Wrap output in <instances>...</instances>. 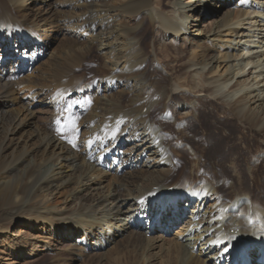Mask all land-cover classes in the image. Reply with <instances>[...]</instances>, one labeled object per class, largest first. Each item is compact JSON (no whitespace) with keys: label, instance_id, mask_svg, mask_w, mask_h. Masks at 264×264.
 Returning a JSON list of instances; mask_svg holds the SVG:
<instances>
[{"label":"bare ground","instance_id":"bare-ground-1","mask_svg":"<svg viewBox=\"0 0 264 264\" xmlns=\"http://www.w3.org/2000/svg\"><path fill=\"white\" fill-rule=\"evenodd\" d=\"M220 1L53 0L44 9L47 0H0L1 231L22 221L50 227L56 239L65 234L74 244L55 254L62 263L103 264L115 245L108 263L123 264L120 255L135 250L148 264H264V59L254 61L264 56V19H254L259 33L247 30L241 44L229 11L236 0ZM237 1L238 18L262 16L264 0ZM171 5L178 19L166 14ZM194 6L200 25L189 27ZM220 15L206 32V17ZM194 27L206 40L224 30L236 37L215 47L231 53L228 74L208 86L186 81L184 70L210 71L218 55L200 45L185 68L181 49L194 40L162 41ZM62 34L66 52L45 53ZM238 50L248 55L231 61ZM95 51L99 64L88 75L82 67ZM253 62L263 80L246 85L240 79ZM231 82L230 94L192 102ZM37 102L49 108L43 125ZM173 229L180 235L169 242ZM20 246L25 258L38 255L37 246Z\"/></svg>","mask_w":264,"mask_h":264},{"label":"rangeland","instance_id":"rangeland-1","mask_svg":"<svg viewBox=\"0 0 264 264\" xmlns=\"http://www.w3.org/2000/svg\"><path fill=\"white\" fill-rule=\"evenodd\" d=\"M50 1L52 3L53 0H47L46 4L43 6L44 9H46V6L50 3ZM170 1H172V0H170ZM251 1L252 0H250V2ZM260 1H261V3L263 2V0H254V1H252V3L257 4ZM220 2L221 3H219V5H222L223 0H221ZM39 6H42V5H39ZM261 6L263 7L262 16L258 15V14H253V13L251 14V12H250L249 18L245 17L244 19H241V18H238V16L240 15V10L242 9V6H240V4L238 3L237 0L235 2H232V6H230L231 9L229 10L230 12L233 13L232 19L234 22H232V25H233L232 28L233 29L238 28L239 30L243 29L242 32L243 31H244V33L246 32L243 35H242V32L240 34L241 36H240L239 40L242 39L241 44H243L244 41H246L245 39H243L241 37L242 36L245 37V35L247 36V32L249 30L257 31L259 33V28L257 26L258 24L256 22H254V19L255 18L264 19V4H261ZM191 10H193V12L188 13V15L190 16V19H188V23L186 22L187 23L186 25H188L189 27H193V26L198 24V26H199L200 23L198 21H195L196 20L195 17L198 15H201L202 8H199V6L198 7L194 6L193 8H191ZM224 12H226V11H224ZM166 14H169V16L173 17V18L174 17L177 19L179 18L177 7L174 5H171V7L167 9ZM223 15L216 16V17L207 16L206 17V20H207L206 26L208 28H207L206 32L209 31L210 29H212L211 26H212L213 22L216 20L217 21L220 20L223 17ZM251 22H252V24H250ZM239 23H240V25H238ZM250 26H255V27L251 28ZM157 28L158 27H156V29ZM199 28H201V27H199ZM196 29L197 28L194 27V29H192V32L184 33V35L178 37L177 39L174 37H168V38H164L162 41L167 43V44L173 43L177 46H180V45L184 44L185 42H187V39L194 40V41H192V45H190V44H188L187 46L184 45L181 49V50H183V51L185 50L186 52L189 53V57L185 61V68L187 66H190L192 61L195 60V56H194V55H196L195 53H201L202 48H198V46H200V45L202 47H204L207 52L212 51L216 55H218L219 64H218V66H216L214 69H211L210 71L208 68H206L203 71H200L199 73L195 74L193 72L195 68H193V69L187 68L184 70L186 72V75L183 76V79H185L186 81L195 82L196 85L198 84V85H205V86L207 85L208 86L211 84L210 82H214L215 80L224 78L228 74V66L229 65H227V61H225L224 58H225V56H227L228 54H231V53L228 52L227 46L223 47V49H220V47H218L217 50H215V47L217 45L220 46V45H225V44L234 45L236 37H235V35H232V33H230V31L224 30L222 33L219 34L218 37H213L212 34H209L208 39L206 40V39H202V38L198 37L200 35H198V33L195 32ZM213 29H215V27ZM255 29H257V30H255ZM64 35L63 34H62V36L61 35H57V36L52 35V37L50 38V44L48 43L44 52L47 53L48 51H50V55H52L53 52H55L56 54L58 53L57 55H60L64 52H66L68 47L64 48V44L67 45L65 40L63 39ZM152 38H153V34H150L149 40H150L151 44H152ZM212 40H213V43H211ZM81 43H83V44H81L82 48L87 49L86 41H83ZM241 44H240V46H241ZM50 46H51V49H50ZM149 51H150V53L154 54V52H153L154 50L152 47L149 49ZM172 51H173V49H171V50L169 49V52H172ZM257 51L258 52L260 51L259 53H261V54L264 52V50H262V49H259ZM245 52L246 51L242 52V50H238L237 52H235V55L237 54L238 56L239 55L240 56L237 58H232L231 61L235 60V59L239 60L244 54L248 55L247 52L246 53ZM259 53H258V55H259ZM256 55H257V53H254V57H256ZM97 56H98V52L95 51L93 57H90L88 63L84 67H82V69L85 68L83 70L88 75H91L95 71L96 65L99 64V62H97V59H96ZM262 57L261 56L256 57V59L254 61L258 60V58L260 60L264 59V56H262ZM255 65H256V63H254V62L251 63L246 68L244 75H243L244 77L240 79L243 82L245 81L246 85H253L255 83H261L263 80V76H258L260 70L254 69ZM200 68L201 67H198L196 69H198V71H199ZM233 84H234V82H231L229 84L228 88L225 89L223 93H217V94H213V95H206L204 93L198 94L197 96H195V98L192 99V102L195 105H197L198 101L196 100V98H198V97H200L202 99L206 98V99L212 101L216 97L226 96V95L231 93V91H229V89L231 88V86ZM175 93H177V94L186 93L188 95H193L192 93H190L189 89H187V88L176 89ZM169 99L167 100L168 102L172 101V98H169ZM47 106L48 105H45V104L42 105L39 102H37L35 104V107H34V109L36 110V118H35L36 122L41 123L42 125L47 120V118H49V113H48L49 108ZM209 109H212V106L209 107ZM209 109L206 108L205 110L207 112H209ZM64 118H66V115L64 116ZM208 120H210V118ZM240 129L241 130H239V131H241V133L242 132L247 133V130L242 129V127ZM229 133H231V132H229ZM194 138H196V137H194ZM260 142H261V146L264 148V139H260ZM242 146L245 147L246 144L243 143ZM228 166H230V164H228ZM182 173L183 172L178 171L176 177L181 176ZM112 176H114V175H112ZM112 176H109L107 178V180L104 181V183L106 185L114 182V179ZM167 214L169 215V212L166 213V215ZM86 218H88V214H86ZM164 219H165V217L163 218L162 221H164ZM35 226L36 225L33 226V225H29L27 223H22V221H20V222L12 221L11 223H9L6 226V229L4 231H1L2 229L0 230V264H84V263L80 262L79 259L78 260L76 259L77 261L74 260L73 263H62L64 261H58L57 258H55V256H56L55 254H60L61 252H63L65 254L66 251L71 249V246L74 244L71 242L72 239L67 240V237H65V234L58 236L56 239V235H55V233H51L52 230L50 227L48 228V226H45V228H43L44 227L43 225H39L38 227L37 226L35 227ZM4 228H5V226H4ZM179 235H180V230L179 229H173L168 234L166 239L169 242H173V241L178 239ZM23 241L30 244V246H31L29 248L30 250L32 247L37 246V250H39L38 255L30 257V258H25V255L23 254V252H24V250H26V248H23L21 246L19 248V245H21V243H23ZM49 243H52L51 244L52 250H54V251H51V248H49V245H48ZM14 244H16V245H14ZM90 247L88 246V249L90 250V252H92L93 255H95L97 253V251L96 250L93 251ZM10 249H13V251L12 250L10 251ZM114 250H115V245H110L103 252V254H104V259H103L104 263L103 264H113V263H108L107 256L109 255L110 251L112 252ZM13 252H14V255H13ZM123 254L124 255H122V254L120 255V259H122V261L124 258V261L122 262L123 264H148V263L143 262L144 260H143V255L141 252H138L135 250H133V252H132V250H128L126 252H123ZM125 259H127V260H125ZM156 261H158V262L154 263V264H164L161 258L159 260L157 259Z\"/></svg>","mask_w":264,"mask_h":264}]
</instances>
